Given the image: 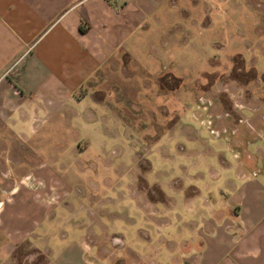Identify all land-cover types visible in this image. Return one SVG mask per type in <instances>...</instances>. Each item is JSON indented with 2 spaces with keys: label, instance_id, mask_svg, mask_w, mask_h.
Instances as JSON below:
<instances>
[{
  "label": "crops",
  "instance_id": "0c3cea01",
  "mask_svg": "<svg viewBox=\"0 0 264 264\" xmlns=\"http://www.w3.org/2000/svg\"><path fill=\"white\" fill-rule=\"evenodd\" d=\"M188 1L0 0V264H95L85 245L71 240L76 226H64L63 237L48 228L59 212L53 209L75 195L59 165L43 156L52 150L74 164L89 147L82 137L109 134L105 123L126 122L129 110L143 109L128 104L129 78L159 97L152 139L165 140L155 150L173 157L184 152L189 159L199 155L198 144L209 149L212 143L200 137L208 128L203 108L192 100L177 105L173 79L161 85V76H174L176 56L183 59L187 51L228 62L227 69L219 62V88L216 79L204 88L188 85L210 94L208 109L219 113L209 118L219 129V170L189 178L199 195L188 201L200 208L188 218L172 213L162 223L161 212L137 217L143 226L130 231L135 238L128 251L144 258L152 250V264H264V45L254 56L245 32L229 33L222 21L215 49L208 11L198 15V1ZM49 139L55 141L51 150ZM178 139L188 149L166 147ZM97 163L112 169L105 160ZM53 251L55 262L47 257Z\"/></svg>",
  "mask_w": 264,
  "mask_h": 264
},
{
  "label": "rangeland",
  "instance_id": "374dc122",
  "mask_svg": "<svg viewBox=\"0 0 264 264\" xmlns=\"http://www.w3.org/2000/svg\"><path fill=\"white\" fill-rule=\"evenodd\" d=\"M197 1L198 15H202L203 8H206L213 22L212 28L208 30V36L210 41L216 43L215 49L219 47V25L223 22L228 25L224 29L229 33L232 29L234 32L236 30L240 33L245 32L246 37L243 39L249 40L254 56L264 45V0ZM217 55L215 58L206 60L187 51L183 59L176 56L174 76L168 74L160 77L161 85L171 84L173 79L177 105L180 101L192 100V102H198L197 104L203 108L204 120L201 119V122H205L208 128L201 130L200 137L212 143L207 145L209 151H206L212 150L214 154L203 152L200 144L195 147L196 151H200L199 155L195 157L191 154L189 159L187 155L184 156V152H177V156L173 157V155L166 154L167 149L155 150L156 146L161 147L165 140L152 139V130L155 127L152 116H158L156 105H159V97L150 90L151 87L141 85L139 78H129L128 104L140 105L142 103L144 108L138 111L129 110L126 122L120 123L119 120L112 119L110 123H105L106 129L111 132L109 134H104L100 130L94 137H89V135L82 137L80 142L88 145V150L74 159L76 162L86 163V167L81 169L76 162L73 164L72 157L69 155L59 153L54 155L51 149L54 148L55 141L47 140V149L51 150V153L48 152L43 159L51 161L49 162L51 165L53 162L59 165L60 169H56L59 176L73 188L71 189L72 195H75L69 204L64 206L60 204L53 209L59 212L53 217H56L53 227L50 225L48 228H58L60 236L63 237L67 232L64 226H76L70 238L74 242L80 241L85 245V256L96 260L95 264L104 261H107V264L155 263L152 250H150L151 254L148 257L145 255L144 258L128 251L129 241L135 238L134 235H130V231L132 232V229L136 227L141 229L143 226V221L137 217L142 214L161 212L165 214L160 220L163 223V220L168 221L165 219L168 218L167 214L177 213L181 217L188 218L189 211L200 208L197 202L188 201L190 196L199 195L195 188L189 186L188 180L193 174L197 175L201 172L206 174L209 170L208 176H212L219 170V139L214 138L219 137V129L212 123L207 124V119L212 120L211 116H219V113H213L208 109L212 106L213 100L210 94L204 95L201 91L188 90V85L204 88L205 84H210L216 79L215 82H218L216 87L219 88V75L217 74L223 65L226 69L228 68V62L219 61V54ZM219 62L223 63L220 67ZM239 64V60L233 61L232 69L237 71ZM230 75L233 76V70ZM217 96L219 99V92ZM141 113L143 115L139 116ZM193 114L198 118L200 111L194 110ZM140 123L143 124L140 125ZM210 129L213 132H210ZM173 144L176 148L188 149L181 139L169 145L166 144V147L174 148ZM101 160L108 162L112 169L106 170L98 165L97 161ZM230 160H232L231 157H229ZM189 164H193L191 168ZM70 169H73V174L68 171ZM168 180L175 181V184L169 187ZM215 182L219 184V177ZM212 193L215 202L217 197L214 192ZM206 194L208 197L211 195ZM188 202L189 205H187ZM187 206H190V209H187ZM71 213L73 216L70 215ZM103 216H106L108 221L103 219ZM114 216L115 219H110ZM125 224L129 229L123 228ZM145 245H152V243L148 242ZM28 250L29 248L21 249L20 254L28 253ZM54 254L55 251L47 257L55 262Z\"/></svg>",
  "mask_w": 264,
  "mask_h": 264
},
{
  "label": "built area",
  "instance_id": "2783aa9c",
  "mask_svg": "<svg viewBox=\"0 0 264 264\" xmlns=\"http://www.w3.org/2000/svg\"><path fill=\"white\" fill-rule=\"evenodd\" d=\"M210 123V121L209 120H207V124H209ZM210 132H213L211 129L209 130Z\"/></svg>",
  "mask_w": 264,
  "mask_h": 264
}]
</instances>
